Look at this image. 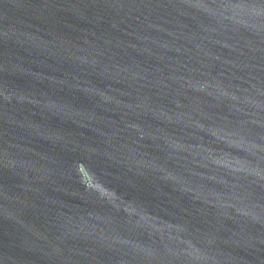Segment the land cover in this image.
Masks as SVG:
<instances>
[{"label":"water","instance_id":"95a60500","mask_svg":"<svg viewBox=\"0 0 264 264\" xmlns=\"http://www.w3.org/2000/svg\"><path fill=\"white\" fill-rule=\"evenodd\" d=\"M0 264H264V0H0Z\"/></svg>","mask_w":264,"mask_h":264}]
</instances>
